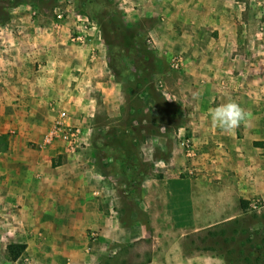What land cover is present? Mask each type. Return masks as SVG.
<instances>
[{
  "label": "rangeland",
  "instance_id": "1",
  "mask_svg": "<svg viewBox=\"0 0 264 264\" xmlns=\"http://www.w3.org/2000/svg\"><path fill=\"white\" fill-rule=\"evenodd\" d=\"M91 1L0 0V25L16 21V9L22 6L58 18L67 14L65 8L74 9L81 18L70 35L77 27L100 32L111 72L125 96L119 118L98 127L89 141L80 133L75 144L90 151L87 163L103 186L104 196L94 195L104 201L96 205L101 216H29L33 222H28L18 216V209L0 203V264H100L125 248L126 257L140 264L148 255L153 264H246L249 252L256 256L264 250L261 180L254 185L262 193L244 200L242 208L243 193L253 183L244 181L247 169L225 154L204 153L202 139L213 134V124L206 119L212 108L201 116L188 102L190 92L181 89L199 79L202 83L204 72V62L194 60L201 46L196 40L191 44L186 31L204 42L207 30L182 26V18L196 16L188 15V0L164 5L161 0ZM230 1L241 19L253 18L247 35L264 37V0L226 4ZM54 8L56 14L50 12ZM165 11L171 14L166 17ZM3 32L0 26L2 38ZM165 35L177 42H165ZM259 53L254 54L264 56ZM187 149L194 152L192 157ZM237 176L244 179L237 181ZM253 201L258 202L256 208ZM37 219L45 223L41 229ZM11 243L26 246L16 261L7 255Z\"/></svg>",
  "mask_w": 264,
  "mask_h": 264
},
{
  "label": "crops",
  "instance_id": "2",
  "mask_svg": "<svg viewBox=\"0 0 264 264\" xmlns=\"http://www.w3.org/2000/svg\"><path fill=\"white\" fill-rule=\"evenodd\" d=\"M186 7L188 15L196 16L182 18V26L207 31L204 42L186 31L189 42L201 46L194 60L204 62V72L202 83L199 79L181 89L190 92L188 102L201 116H206L208 107L215 108L212 104L229 101L250 114L232 134L213 126L212 135L200 138L204 153L225 154L235 164H244L247 177L236 180L253 182L243 193L242 200H247L262 193L254 181L261 180L264 190V56H257L264 52V37L247 35L253 18L241 19L231 1L188 0ZM65 9L67 14L58 18L22 6L16 9V21L0 25L4 31V38L0 36V203L18 209V216H26L28 222L29 216H101L96 205L104 201L94 195L103 197L104 191L87 163L90 151L70 149L56 138L48 143L47 138L61 112L66 113L62 122L78 127L83 140L89 141L98 127L119 118L124 108L123 86L111 72L107 43L95 27L84 31V45L71 43V29L81 16L73 8ZM170 14L164 12L166 17ZM165 42L177 41L165 35ZM197 93H202L201 99L195 98ZM218 171L223 178V170ZM220 183L225 187L224 181ZM229 187L236 192L235 185ZM37 223V229L45 225L40 219Z\"/></svg>",
  "mask_w": 264,
  "mask_h": 264
},
{
  "label": "built area",
  "instance_id": "3",
  "mask_svg": "<svg viewBox=\"0 0 264 264\" xmlns=\"http://www.w3.org/2000/svg\"><path fill=\"white\" fill-rule=\"evenodd\" d=\"M70 41L71 43L82 46L87 42V36L83 29H79L78 27L73 30L72 34L70 35ZM66 117L65 112H61L59 115L58 120L55 121L54 126L47 138V142H51L52 140L59 139L64 142H66L70 149L75 150V144L80 137L81 130L78 127L68 126L65 125L62 120ZM182 146H185V143L181 144ZM188 156L192 157L194 154L193 151H190L189 149L186 150ZM256 201L252 202V208L257 207ZM259 205V204H258Z\"/></svg>",
  "mask_w": 264,
  "mask_h": 264
},
{
  "label": "clouds",
  "instance_id": "4",
  "mask_svg": "<svg viewBox=\"0 0 264 264\" xmlns=\"http://www.w3.org/2000/svg\"><path fill=\"white\" fill-rule=\"evenodd\" d=\"M202 93L195 95L196 99H201ZM249 113L245 111L235 101H229L221 104L210 111L211 123L213 126L220 128L225 133L232 134L242 123L249 119Z\"/></svg>",
  "mask_w": 264,
  "mask_h": 264
},
{
  "label": "trees",
  "instance_id": "5",
  "mask_svg": "<svg viewBox=\"0 0 264 264\" xmlns=\"http://www.w3.org/2000/svg\"><path fill=\"white\" fill-rule=\"evenodd\" d=\"M86 2L92 3L91 0H85ZM242 208L245 207L247 204L244 200L240 201ZM140 243H145L148 244L149 240H142ZM26 246L24 244H15V243H11L8 244L6 246V251H7V255L8 258L11 261H16L24 252ZM128 252V250L122 249L118 252H116V254L114 256H112L109 259L104 260L103 263L100 264H140V263H135L133 262V259L130 257H126V253ZM150 262V255H148V258L146 259V261L144 262V264L149 263ZM244 263L246 264H264V250H258V254L255 256L254 254H251L249 252V254H247V256H245L244 258Z\"/></svg>",
  "mask_w": 264,
  "mask_h": 264
}]
</instances>
